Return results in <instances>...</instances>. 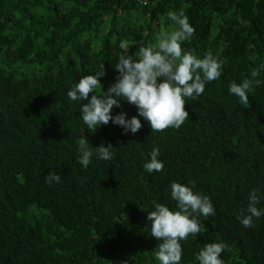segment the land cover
Returning <instances> with one entry per match:
<instances>
[{
  "label": "trees",
  "instance_id": "trees-1",
  "mask_svg": "<svg viewBox=\"0 0 264 264\" xmlns=\"http://www.w3.org/2000/svg\"><path fill=\"white\" fill-rule=\"evenodd\" d=\"M170 10H183L195 29L182 47L218 57L222 76L186 101L189 119L179 129L152 132L139 117L134 135L111 122L87 130V101L67 92L96 73L107 91L121 55L155 46L173 27ZM262 64L264 0H0V264H159L147 215L156 204L178 210L172 182L194 185L215 209L198 217L205 232L181 241L180 264H199L211 242L227 245L224 264H264V215L251 228L237 219L250 215L253 190L264 210V70L249 108L229 93ZM120 104L114 116L137 115ZM81 135L93 148L111 144L113 158L93 151L83 167ZM154 148L164 167L149 174ZM50 172L59 183H46Z\"/></svg>",
  "mask_w": 264,
  "mask_h": 264
},
{
  "label": "clouds",
  "instance_id": "clouds-1",
  "mask_svg": "<svg viewBox=\"0 0 264 264\" xmlns=\"http://www.w3.org/2000/svg\"><path fill=\"white\" fill-rule=\"evenodd\" d=\"M166 18L173 23L170 30H161L156 37L155 46H139L134 54L121 55L115 70L119 73L115 82L107 91H103L101 75H86L82 77L68 92L71 101H87L81 103V119L87 130L97 131L101 126L111 122L123 128L124 133L136 134L143 125L139 117L148 122L152 132H163L168 128L179 129L189 113L185 110L187 100H195L204 93L207 83L218 80L222 76L223 61L211 52L203 58L197 57L191 50H185L182 45L191 40L195 33L189 22V17L183 10L168 11ZM121 49H127L125 41L120 43ZM264 70V64L254 68L249 78L241 83L232 82L229 93L239 98L240 103L250 107L249 93L254 86L260 84L258 77ZM97 90H102L98 94ZM135 106L137 115L127 118V113L113 115V108L121 106L120 101ZM80 158L78 163L87 168L91 162L93 151L101 160H111L114 149L102 143L93 148L85 136L78 140ZM159 149L154 148L150 160L144 163V170L151 174L163 170V163L158 160ZM59 174L50 172L45 181L47 184L59 183ZM193 187L178 182L170 185L171 198L177 204L178 210L172 211L164 204H156L155 210L147 215L150 222L149 235L158 241L155 259L159 264H180L182 259L181 241L189 235L195 237L205 232V226L198 217L207 218L215 215V209L210 198ZM259 196L256 190L249 195L248 213L238 216L243 227L253 226V217L264 215V210H258ZM147 230V229H146ZM227 248L223 242L204 244L196 256L199 264H224L222 253Z\"/></svg>",
  "mask_w": 264,
  "mask_h": 264
},
{
  "label": "built area",
  "instance_id": "built-area-1",
  "mask_svg": "<svg viewBox=\"0 0 264 264\" xmlns=\"http://www.w3.org/2000/svg\"><path fill=\"white\" fill-rule=\"evenodd\" d=\"M132 1L139 3L142 6H147V4H148V0H132Z\"/></svg>",
  "mask_w": 264,
  "mask_h": 264
}]
</instances>
